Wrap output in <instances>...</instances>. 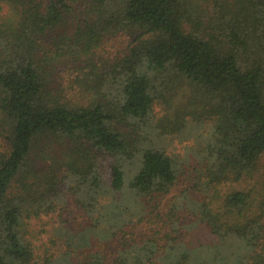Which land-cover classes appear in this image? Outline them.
Segmentation results:
<instances>
[{
    "label": "trees",
    "instance_id": "trees-1",
    "mask_svg": "<svg viewBox=\"0 0 264 264\" xmlns=\"http://www.w3.org/2000/svg\"><path fill=\"white\" fill-rule=\"evenodd\" d=\"M0 139V264H264V0H0Z\"/></svg>",
    "mask_w": 264,
    "mask_h": 264
},
{
    "label": "rangeland",
    "instance_id": "rangeland-1",
    "mask_svg": "<svg viewBox=\"0 0 264 264\" xmlns=\"http://www.w3.org/2000/svg\"><path fill=\"white\" fill-rule=\"evenodd\" d=\"M126 44L123 43L122 39L120 40L119 37H113L107 44V46H115L116 49L125 47ZM102 53V52H101ZM72 78V79H71ZM69 80L74 81L75 76H69ZM192 143V140H187L184 142H178L173 146V151L175 153L184 155L186 152V148L188 145ZM2 141L0 139V146ZM183 184V183H182ZM184 189V186L178 185L173 189L172 194L167 199V201L173 199L180 192ZM151 217V216H150ZM191 220V218H188ZM28 224L30 227L31 235L33 236L35 243L38 245L46 244L49 239L52 237H58L57 233L59 231V227L61 226L66 231L71 234H75L78 232L86 231L89 226L88 220L81 214V212L76 208L75 204L72 200H68L66 203H62L59 205L58 211L49 215L43 214V216L39 218H30L28 219ZM158 221H151L141 224L138 228L133 229L134 234L137 237L140 236H150L152 234L157 233V230L161 227V224ZM132 233V232H130ZM66 241V239H64ZM65 241H59L58 246L61 251L67 250ZM92 244L96 245L99 244L96 238H93ZM100 245V244H99ZM103 245V246H102ZM100 245V247L104 246L106 249L103 251L105 252L106 257L112 259L118 252L119 243H111L107 242L105 244Z\"/></svg>",
    "mask_w": 264,
    "mask_h": 264
}]
</instances>
